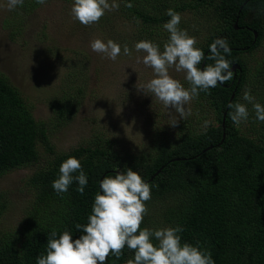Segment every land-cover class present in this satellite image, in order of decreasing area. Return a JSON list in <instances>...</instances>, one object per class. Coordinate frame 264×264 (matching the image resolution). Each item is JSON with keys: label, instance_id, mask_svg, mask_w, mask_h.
<instances>
[{"label": "trees", "instance_id": "16d2710c", "mask_svg": "<svg viewBox=\"0 0 264 264\" xmlns=\"http://www.w3.org/2000/svg\"><path fill=\"white\" fill-rule=\"evenodd\" d=\"M30 1L24 0L19 9L30 12L39 6L35 0ZM56 1L73 4V0ZM116 2L118 20L135 28L137 40L158 44L161 51L169 36L163 28L170 19L167 9L181 16L207 12L209 24L204 27L202 41L196 44L206 57L201 65L214 64L207 59L209 45L225 38L231 49L226 59L238 69L232 80L210 89V94L200 92L191 101L194 112L177 127H171L170 121L160 131L156 127L153 153L140 158H123L103 136H97L94 143L57 151L51 143V131L70 123L82 104L81 98L60 94L50 104L56 123L51 119V124L38 122L29 102L0 73V179L17 169L34 170L26 180L32 198L31 208L25 212L26 225L0 235V264H36L38 256L46 255L53 230L57 239L64 231L70 232L73 239L79 238L83 232L75 226L88 223L95 195L100 193V181L127 168L138 172L151 186V199L146 202L148 214L141 229L180 226L181 244L211 252L215 264H264V126L260 131L245 130L243 123L232 122L233 109L229 108V104H249L243 100L246 89L256 100L264 95V0ZM128 2L133 7H125ZM179 27L186 30L181 23ZM99 28L108 33L112 30L107 16L97 23ZM259 50L263 52L260 59H248ZM175 79L190 88L181 75ZM247 107L254 111L252 106ZM205 121L211 122L206 132L202 127ZM69 157L80 161L88 177L83 195L77 192L75 181L66 193L58 195L52 188L61 163ZM7 204L6 196L0 194V221ZM156 207L161 208L153 211ZM153 243L158 244L155 239ZM133 257L134 252L125 247L120 259L110 255L105 264H127Z\"/></svg>", "mask_w": 264, "mask_h": 264}, {"label": "rangeland", "instance_id": "374dc122", "mask_svg": "<svg viewBox=\"0 0 264 264\" xmlns=\"http://www.w3.org/2000/svg\"><path fill=\"white\" fill-rule=\"evenodd\" d=\"M71 7L49 0L30 12L19 7L9 11L7 0H0V73L29 102L38 122L56 123L50 104L60 94L81 98L82 104L70 123L51 131V143L57 151H68L84 142L94 143L97 136H103L123 158L152 154L154 129L159 126L160 131L177 114L151 93L136 89L153 79L154 73L138 62L145 53L135 51V44L141 41L134 37L135 28L120 22L115 11L105 13L112 24L109 33L96 29L97 24L84 26L73 18ZM181 17L188 34L197 42L202 41L209 14L191 12ZM122 36L124 39L120 40ZM95 39L120 44L121 55L111 61L93 52L90 43ZM124 45L131 50V56L123 55ZM262 53L259 50L246 56L260 59ZM169 74L174 79L185 76L173 69ZM255 102L263 105L264 95ZM185 107L191 114L194 112L192 102ZM249 113L248 121L243 122L244 129L260 131L264 122L255 120L254 111ZM168 133L171 134L170 128ZM33 171L30 167L17 169L0 179V194L8 201L0 221V235L26 225L25 212L31 208L32 200L26 180ZM160 228L168 227L161 225L156 229Z\"/></svg>", "mask_w": 264, "mask_h": 264}, {"label": "clouds", "instance_id": "9594fccd", "mask_svg": "<svg viewBox=\"0 0 264 264\" xmlns=\"http://www.w3.org/2000/svg\"><path fill=\"white\" fill-rule=\"evenodd\" d=\"M23 3L24 0H7V10L13 11L22 7ZM35 3L44 5L47 0H35ZM125 7L131 8L133 4L128 2ZM118 9L116 0H111V3L109 0H73L71 14L80 24L90 26L99 23L106 12ZM166 15L170 19L163 24V28L169 36L163 44V51L151 41L141 40L135 44L136 52L145 53L142 60L138 58V62L151 68L154 73L153 79L136 89L151 93L166 109L174 110L177 115L171 116L170 126L177 127L181 120L191 115V110L185 107L187 104L200 92L210 94V89L232 80L234 72L226 59L231 49L225 38H217L209 45L210 55L207 59L214 61V64L201 69L198 66L206 59L205 54L196 47V38L179 27L181 14L169 8ZM90 48L111 61H116L121 55L120 44L112 40L105 43L95 39L90 43ZM131 54L129 47L124 45L123 55ZM170 69L185 73L184 79L190 88L186 89L179 80L174 79L169 74ZM243 100L252 104L255 120L264 122V105L255 102L250 89L244 91ZM229 108L233 109L230 118L234 124L248 121L250 113L246 104H229ZM210 123L204 122L202 127L205 132ZM74 181L78 184L77 192L83 195L88 177L80 161L69 157L61 163L59 177L52 182V188L58 195L66 193ZM99 188L100 193L95 195L88 223L75 226L83 234L73 239L70 232L64 231L57 239V233L53 230L46 255L38 256L36 264H105L110 255L120 259L125 247L134 252V257L127 264H215L211 252L201 251L199 246L188 243L181 244L179 233L183 228L180 226L141 229L148 214L146 202L151 199V186L138 172L131 168H127L126 172L117 170L114 176H105ZM153 239L158 244H154Z\"/></svg>", "mask_w": 264, "mask_h": 264}, {"label": "water", "instance_id": "95a60500", "mask_svg": "<svg viewBox=\"0 0 264 264\" xmlns=\"http://www.w3.org/2000/svg\"><path fill=\"white\" fill-rule=\"evenodd\" d=\"M234 28L237 29V25H236V23L234 24ZM254 39H256V34H255V33H254ZM203 65H204V64L201 65V69H203ZM237 69H238L237 66H235V65L232 66V70H233V72H235ZM233 96H234V95L231 96L230 101L233 99ZM230 101H229V102H230ZM224 118H225V113H224V116H223V119H222V124H224ZM223 129H224V125H223ZM223 138H224V134H223ZM222 140H223V139H222ZM157 173H158V172H157Z\"/></svg>", "mask_w": 264, "mask_h": 264}]
</instances>
